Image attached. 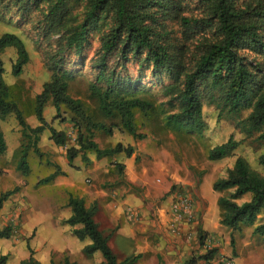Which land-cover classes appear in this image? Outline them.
Listing matches in <instances>:
<instances>
[{
  "label": "trees",
  "instance_id": "16d2710c",
  "mask_svg": "<svg viewBox=\"0 0 264 264\" xmlns=\"http://www.w3.org/2000/svg\"><path fill=\"white\" fill-rule=\"evenodd\" d=\"M14 1L27 11L45 5L43 22L47 37L63 33L60 49L50 55L49 79L35 95L34 114L40 126L31 129V133L41 134L47 128L55 144L64 145L65 133L48 123L45 111L49 104L58 117L62 107L70 111L79 136L77 146L67 151L69 163L82 154L83 161L88 164L87 151H93L97 158L119 154L132 157L134 148L131 146L118 144L114 148L101 149L93 140L96 131L111 135L113 129L122 127L135 139L146 138L137 131L135 115L151 112L156 105V96L141 87H126L127 81L117 72L121 61L127 62L132 57L141 59L154 72L166 74L173 80V84L164 87L162 94L164 98L173 97L176 102L166 118L169 125L202 137L207 127L201 89L208 87L210 92L218 93V98L212 100L232 114L250 110L241 122V130L247 139L256 136L253 139L264 146V0H195L193 8L189 0ZM188 9H194L198 16H186ZM169 21L178 22L184 29L187 44L196 41L195 52L189 57L188 64L184 62V46L176 47L168 41L170 33L165 29ZM92 36L98 38L99 48L93 57L98 72L86 92L92 108L89 113L84 102L70 94V72L63 66L67 53L75 52L84 57L93 46ZM7 52L14 55L11 69L14 77H20L31 62V54L19 36L9 32L0 34V157L9 153V133L3 127L13 119L20 127L23 140L29 138L24 113L11 100L6 83L2 56ZM251 54L256 57L250 59ZM243 143L244 140H237L232 135L208 152L209 161L227 166L213 189L228 193L220 197L218 203L223 211L221 224L233 231L255 224L264 211V151L251 162L239 154ZM30 149V144L22 142L16 155V170L24 176L29 174ZM55 168V172L40 180L38 185L50 184L58 176L65 175L58 165ZM119 168L125 169L123 165ZM15 191L0 194V211ZM68 207L72 215L63 224L71 228L83 245L86 257L102 255L104 261L95 264H137L142 258L141 254H136L118 260L109 246V238L95 220L96 204L86 207L82 198L70 195ZM254 234L264 237V224L258 225ZM11 237L10 226L0 230V240ZM27 248L30 257L21 264H40L28 243ZM214 254L211 251L203 259L212 260ZM8 260L7 255L0 256V264H8ZM50 264L55 263L51 260ZM60 264L77 263L65 258ZM184 264H197V260L193 258Z\"/></svg>",
  "mask_w": 264,
  "mask_h": 264
},
{
  "label": "rangeland",
  "instance_id": "374dc122",
  "mask_svg": "<svg viewBox=\"0 0 264 264\" xmlns=\"http://www.w3.org/2000/svg\"><path fill=\"white\" fill-rule=\"evenodd\" d=\"M195 3V0H189L190 7L193 8ZM45 9L43 5L38 10L32 8L27 11L14 0H0V34H16L31 54V62L20 77L12 75L14 55L7 52L2 56L10 98L24 113L29 138L23 140L20 127L14 119L3 127L9 133V153L0 157V194L16 190L11 198L15 196L17 199L11 210L0 218V230L7 226L12 228L11 239L0 240V256L7 255L8 264H21L30 257L28 243L40 264H50L51 260L60 264L65 258L77 264L103 262L100 253L92 258L86 257L82 251L83 245L65 224L66 232L62 238L49 237L51 230L40 231L35 237L30 224L24 225L26 214L35 203L34 198L42 197L46 209L54 214L67 208L66 201L79 188L77 190L82 192L89 189L93 193L99 192L103 201L107 200L108 203L118 200L127 205L129 210L126 218L133 226L146 219L151 221L154 235L141 239L143 242L148 241L152 247L150 258H154L157 264H184L193 258L197 264H264V237L254 234L255 228L264 224V211L257 217L255 224L242 226L240 231L223 226V211L218 201L228 193L214 191L213 185L227 166L208 160L209 150L232 135L237 140H244L239 154L251 162L264 151V146L253 139L256 136L247 139L241 130V122L248 117L250 110L232 114L212 100L213 97L215 100L218 98L217 92H210L208 87H203L205 134L201 137L182 127L169 125L166 118L174 110L176 102L173 97L164 98L162 94L164 87L173 84V80L166 74L154 72L141 59L132 57L127 62L121 61L117 72L121 79L127 81L126 87H141L156 96V105L151 112H137L135 115L137 131L146 138L135 139L122 127L113 129L111 135L96 131L93 136L101 149L114 148L118 144L133 147L131 158L125 154L97 158L93 151H87L88 164L83 161L82 154L69 163L67 151L77 146L79 135L73 114L64 107L59 117L51 104L45 111L48 123L65 133L64 145L55 144L47 128L41 134L31 133V129L40 126L34 114L35 95L48 81L50 55L60 49L64 38L63 33L47 37L43 22ZM193 10L188 9L185 15L198 16ZM165 30L170 33V44L184 46V62L188 64L189 57L195 52L196 41L185 42L184 29L178 22H167ZM97 39L91 37L93 46L84 57L77 56L75 52H65L67 56L64 55L63 67L70 72V94L81 99L89 113L92 108L86 92L98 72V67L93 65V57L99 48ZM255 57L254 54L250 55V59ZM22 142L31 146L28 176L16 170V155ZM56 165L62 172L67 170L68 174L64 172V176H59L50 184L38 185L40 180L55 172ZM119 165L125 169L121 171ZM132 180L136 181L135 184ZM73 183L76 185L72 188ZM59 187H64V190ZM181 198H187L191 204L188 214L176 210ZM141 210L145 214H139ZM108 218L107 213L100 212L95 220L99 229L109 238V246L118 260L136 255L135 252L126 254L128 251H125L124 239L113 238L115 229L110 227ZM211 251L215 252L214 258L203 259ZM141 259L137 264L142 263Z\"/></svg>",
  "mask_w": 264,
  "mask_h": 264
},
{
  "label": "crops",
  "instance_id": "0c3cea01",
  "mask_svg": "<svg viewBox=\"0 0 264 264\" xmlns=\"http://www.w3.org/2000/svg\"><path fill=\"white\" fill-rule=\"evenodd\" d=\"M123 165L125 166L127 165V163H123ZM63 171L68 174L67 170ZM58 178L59 176L57 177V179ZM135 182L136 181L132 180L133 184H135ZM75 185L76 184L73 183L72 188L75 187ZM59 188L64 190V187ZM77 189V192L73 191V196L82 198L85 201L86 207H91L93 203H97L96 205L99 210L97 213H107V215L109 216V225L110 227H113L115 229L113 238H121L125 240L124 242L126 243V246L124 248H127V250H123L128 251L126 252V254H133V252L142 254L143 258L141 259V261H143L140 264H157L154 262V258H150L152 247L149 245L148 241L144 240L145 242H143L142 240L144 238H150L154 235V226L151 221H148L146 219L143 222H140L137 225L133 226V224L131 223V225L126 218V213L129 210V207L127 205L120 203L118 200H114L112 203H108L107 200L103 201V199L101 198V194L99 192L93 193L91 189L84 192L78 191ZM11 199L13 200L7 201L3 209L0 211V218H2V216L6 212L11 210V208L13 207V202L17 198L14 196ZM34 202L35 203L33 207L26 214L24 225L26 226V224H30V228L33 229V232L35 233V237L40 233V231L45 232L47 230H51V232L49 233V237L62 238L64 236L63 233L66 232V226H63V222L69 219L72 215V210L70 207H68L69 198L65 204L67 208L59 210L54 214L51 210L46 209L42 197L39 196L37 198H34ZM140 213L145 214V212L142 210L141 212H139V214ZM23 234H25L24 230ZM143 243L146 244V246L143 245Z\"/></svg>",
  "mask_w": 264,
  "mask_h": 264
},
{
  "label": "built area",
  "instance_id": "2783aa9c",
  "mask_svg": "<svg viewBox=\"0 0 264 264\" xmlns=\"http://www.w3.org/2000/svg\"><path fill=\"white\" fill-rule=\"evenodd\" d=\"M179 201H180L179 202V208H181V209L176 207V210L177 211L183 210L185 213L188 214V211L191 209V204H190L189 200L187 198H181Z\"/></svg>",
  "mask_w": 264,
  "mask_h": 264
}]
</instances>
